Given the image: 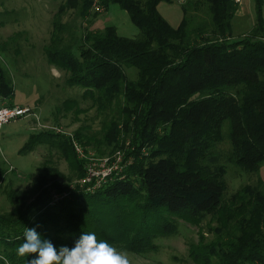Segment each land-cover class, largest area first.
<instances>
[{
    "label": "trees",
    "instance_id": "trees-1",
    "mask_svg": "<svg viewBox=\"0 0 264 264\" xmlns=\"http://www.w3.org/2000/svg\"><path fill=\"white\" fill-rule=\"evenodd\" d=\"M164 1L174 0H64L54 15L44 55L102 117L100 131L82 125L74 139L111 160L120 148L134 163L94 193L60 183L56 177L65 176L50 163L30 190L10 189L14 209L0 211V264L35 258L17 255L26 227L39 225L57 247L91 232L118 249L146 253L157 248L156 239L178 232L173 216L197 224L207 214L218 227L213 241L194 247L197 263L264 264V179L225 198L226 162L250 171L264 163V0H255L256 23L243 37L234 27L239 0H185L178 26L159 10ZM95 5L101 10L94 13ZM113 5L128 12L134 35L114 24L87 26ZM4 14L0 26L11 19ZM15 43L14 37L0 43V99L9 105H17L16 85L2 53ZM60 106V114L83 111L76 98ZM40 143L74 160L84 176L87 161L77 157L70 136L31 134L22 150ZM55 190L70 197L51 204Z\"/></svg>",
    "mask_w": 264,
    "mask_h": 264
},
{
    "label": "rangeland",
    "instance_id": "rangeland-1",
    "mask_svg": "<svg viewBox=\"0 0 264 264\" xmlns=\"http://www.w3.org/2000/svg\"><path fill=\"white\" fill-rule=\"evenodd\" d=\"M184 1L174 0L171 3L164 1L158 8L171 23L177 21L178 24L175 26H178L183 19L181 3ZM63 2L64 0H0V21L8 18L4 13L11 14V19L0 26V43L12 37L16 39V43L10 46L11 51L5 53L6 55L2 53L4 61L13 72L16 85L14 101L21 103L17 105L28 107L31 112L26 117L6 123L0 131L1 212L14 209L8 196L9 190L12 188L20 191L30 190L28 185L40 174L44 164L50 163L49 166L56 168L66 177L57 176L56 180L72 187V185H80L93 167H99L102 172L109 168L114 176L134 163L133 157L125 156L120 148L114 152L117 158L113 155L111 160L106 157L108 153L101 155L94 146L78 145L83 154L77 148V157L86 158L87 161L83 165L84 176L79 177L76 162L72 160L71 164L59 154L57 148L40 143L33 151L22 150L31 134H40L45 138L48 132H55L70 136L74 141V134L82 125H88L90 132H98L102 129V117L97 114L96 107H91L90 100L83 98L84 89L68 84V74L54 65L49 66L43 52V47L51 39L54 15ZM239 3L240 8L235 17L234 27L235 35L243 37L251 32L256 23V1L239 0ZM73 11L69 9L64 21L72 17ZM98 11L96 8L92 10L94 13ZM92 18H89L93 21L87 26L94 31L108 24L116 25L119 31L127 36H132L133 27L138 30L128 12L119 5H113L111 11L100 15L96 20ZM17 49L21 52H17ZM67 98H76L83 111L79 114L75 109L64 111L63 114L57 112L56 107ZM1 104L10 103L7 99L1 98ZM222 148L227 150L229 143L222 144ZM144 153L147 154V151ZM226 168V199H230L243 185L264 179V163L254 171L246 170L233 162H226ZM53 182L55 181L52 179L47 184L51 185ZM173 219L178 220V232L156 239L158 246L155 250L135 253L117 249L128 255L130 264H199L192 252L195 246L215 239V229L218 227L215 216L207 214L197 224L177 216H173Z\"/></svg>",
    "mask_w": 264,
    "mask_h": 264
},
{
    "label": "clouds",
    "instance_id": "clouds-1",
    "mask_svg": "<svg viewBox=\"0 0 264 264\" xmlns=\"http://www.w3.org/2000/svg\"><path fill=\"white\" fill-rule=\"evenodd\" d=\"M26 227L23 243L17 248V255L29 257L36 254L28 264H130L128 255L106 240H99L95 233L82 232L69 247L54 243L37 231Z\"/></svg>",
    "mask_w": 264,
    "mask_h": 264
},
{
    "label": "built area",
    "instance_id": "built-area-1",
    "mask_svg": "<svg viewBox=\"0 0 264 264\" xmlns=\"http://www.w3.org/2000/svg\"><path fill=\"white\" fill-rule=\"evenodd\" d=\"M94 8L101 10L99 5H95ZM30 113L31 112L28 107H23L20 105L1 104L0 105V131L2 130L3 126L6 123H9L11 121L17 120L22 117H26ZM74 144H75L76 150L78 148V145L82 146V144L79 143L75 139H74ZM79 151L81 154H83V151L81 149H79ZM83 159H86V158H83ZM121 172L122 170L120 172H117L116 175L112 176L113 172L109 168L107 169V171L102 172V170H99V167H93L90 170L89 174L84 177L83 181L80 182V185L84 192L94 193L98 189L103 187L106 183H108L110 180H112L113 177L121 174ZM72 186L75 187V185H72ZM66 197H70L69 191L53 192L51 204H56L57 202H59L60 200Z\"/></svg>",
    "mask_w": 264,
    "mask_h": 264
},
{
    "label": "crops",
    "instance_id": "crops-1",
    "mask_svg": "<svg viewBox=\"0 0 264 264\" xmlns=\"http://www.w3.org/2000/svg\"><path fill=\"white\" fill-rule=\"evenodd\" d=\"M111 9H112V7L110 8V11H111ZM182 12V11H181ZM169 21H170V19H168ZM171 22V21H170ZM115 23V22H114ZM173 25H177L178 23H177V21H176V23L174 22V23H172ZM120 28V27H119ZM136 29L133 27L132 28V34L131 35H133V34H135L136 33ZM121 33V32H120ZM121 34H123V33H121ZM123 35H127V34H123ZM48 64H49V66H52L49 62H47ZM58 68V67H57ZM16 104H21L20 102H16Z\"/></svg>",
    "mask_w": 264,
    "mask_h": 264
},
{
    "label": "bare ground",
    "instance_id": "bare-ground-1",
    "mask_svg": "<svg viewBox=\"0 0 264 264\" xmlns=\"http://www.w3.org/2000/svg\"><path fill=\"white\" fill-rule=\"evenodd\" d=\"M118 176V175H117Z\"/></svg>",
    "mask_w": 264,
    "mask_h": 264
}]
</instances>
